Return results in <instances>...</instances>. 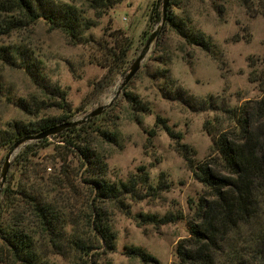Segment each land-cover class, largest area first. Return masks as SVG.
<instances>
[{
    "label": "trees",
    "instance_id": "1",
    "mask_svg": "<svg viewBox=\"0 0 264 264\" xmlns=\"http://www.w3.org/2000/svg\"><path fill=\"white\" fill-rule=\"evenodd\" d=\"M122 1L0 0V42L11 40L0 43V63L20 70L34 89L27 96H15L0 81V97L15 103L24 116L18 120L0 117L1 150L8 152L22 137L69 122L75 112L66 90L50 80L42 56L25 43L21 34L44 24L49 31L62 34L70 45L92 50L93 59L97 54L102 57L105 78L113 77L127 68L131 42L113 35V46L107 48L96 41L93 31ZM239 1L246 5L245 0ZM152 14L160 23L164 18L168 30L186 46L207 53L213 50L211 39L174 0H169L164 15L156 5L151 18ZM170 59L167 50L154 76L165 95L176 94L181 99L186 92L175 93L178 88L169 78ZM262 92L261 98L220 108V116L215 114L203 122L202 128L211 139V153L202 161L195 160L193 148L181 143L180 133L155 117L154 126L174 140L186 168L203 187L198 199L189 203L188 236L177 243L175 260L170 264H264V88ZM128 99V117L141 123L140 116L151 112L150 104L133 95ZM205 103L215 105L210 97L200 106ZM51 109L58 114L47 115ZM104 121L105 114H101L48 138L31 141L15 155L0 190V264H57L55 258L71 264L81 260L108 264L100 258L105 253L99 249L103 246L111 251L117 237L107 205L114 204L128 214V201L158 199L166 191L165 179L159 175L154 178L144 168L129 174L126 181L108 178V158L102 146L116 142L117 130ZM147 134L151 142L156 131L151 129ZM48 148L50 153L42 157L41 152ZM140 218L159 227L182 220L183 214H144ZM128 249L134 257L154 262L139 248Z\"/></svg>",
    "mask_w": 264,
    "mask_h": 264
},
{
    "label": "rangeland",
    "instance_id": "2",
    "mask_svg": "<svg viewBox=\"0 0 264 264\" xmlns=\"http://www.w3.org/2000/svg\"><path fill=\"white\" fill-rule=\"evenodd\" d=\"M174 1L211 39V53L186 46L153 14L150 17L155 5L162 8L163 0H123L100 20L93 31L97 42L111 48L112 36L115 35L130 41L132 46L127 68L109 78H105L107 69L103 66L102 57L97 54L93 59L92 50L70 45L62 34L49 31L46 25L39 24L33 31L21 34L25 43L42 56L50 80L66 90L67 101L75 111L69 121L80 120L99 106L109 104L102 113L105 114L104 124L117 130V138L116 142L102 146L103 154L108 158V178L126 181L129 174L144 168L154 178L159 175L165 179L167 189L158 199L128 201V214L117 210L114 204L107 205V214L113 220L117 237L114 249L106 251L103 246L99 249L101 254L105 253L100 258L108 264H170L174 261L177 243L188 236L189 203L196 201L203 191L202 185L193 179L175 150L174 140L157 125L154 126L155 117L159 116L173 132L180 133L181 143L193 148L195 160L202 161L211 153V139L202 128L203 122L215 114L220 116V108H231L263 96V1L245 0L246 5L239 0ZM158 27V35L138 71L124 87H120L129 66ZM10 42V39H2L0 43ZM167 50L171 52L169 78L178 88L175 93L178 90L186 92L181 99L176 94L172 97L165 95L159 89L160 81L154 76ZM0 81L15 96H27L34 90L20 70L1 63ZM128 95L150 104L151 112L140 116L141 123H135L128 117ZM209 97L214 101V107L207 106V103L200 106ZM46 114L56 116L58 112L51 109ZM0 117L3 120L24 119L15 103L4 97H0ZM151 129L156 134L150 142L147 132ZM48 153L49 148L41 155L45 157ZM6 154L7 151L0 149V173ZM15 155L10 159L7 174L12 170ZM169 212H182L183 219L157 227L142 222L140 218L144 214L162 217ZM128 248H139L154 262L134 257ZM54 260L57 264H71L60 258ZM77 263L91 264L89 260Z\"/></svg>",
    "mask_w": 264,
    "mask_h": 264
},
{
    "label": "water",
    "instance_id": "3",
    "mask_svg": "<svg viewBox=\"0 0 264 264\" xmlns=\"http://www.w3.org/2000/svg\"><path fill=\"white\" fill-rule=\"evenodd\" d=\"M167 4H168V0H163V2H162V13H163V15L165 14ZM163 22H164V18L161 20V25L163 24ZM161 25H160V28H161ZM160 28L158 27L156 31H154L152 34H150V36L146 40L144 46L142 47L141 51L139 52L138 56L133 60V62L129 66L128 72L125 75L123 82L121 83L120 87H124L127 84V82L138 71V69L141 65V62L143 61L147 51L149 50L151 43L156 39ZM108 106H109V104L99 106L95 110L89 112L86 116H84L80 120L62 122L60 124H56L55 126L37 134V135H28V136L22 137V138L18 139L16 142H14L11 149L7 152V154L5 156L3 167H2V170L0 173V190L2 189L3 184H4L5 176L7 174L9 164H10V159L13 155L16 154V152L18 150H20V148L22 146H24L25 144H27L31 141L48 138L52 135L58 134L67 128H72V127H76V126H79L81 124H84L88 120H90L96 116L101 115Z\"/></svg>",
    "mask_w": 264,
    "mask_h": 264
}]
</instances>
